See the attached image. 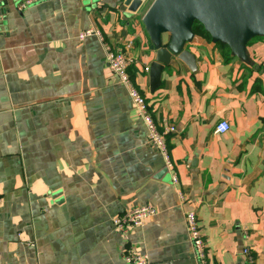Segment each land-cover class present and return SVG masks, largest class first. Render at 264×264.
<instances>
[{
  "label": "crops",
  "instance_id": "obj_1",
  "mask_svg": "<svg viewBox=\"0 0 264 264\" xmlns=\"http://www.w3.org/2000/svg\"><path fill=\"white\" fill-rule=\"evenodd\" d=\"M0 7V264H199L186 213L195 210L208 264H264V39L254 62L226 60L195 36L193 72L155 59L142 18L119 0H47ZM95 29L102 35L83 41ZM166 41V40H164ZM132 43L130 74L167 139L173 169L149 142L127 90L109 70L104 44ZM226 121L230 129L215 133ZM176 176L177 183H173ZM156 214L125 236L114 217Z\"/></svg>",
  "mask_w": 264,
  "mask_h": 264
},
{
  "label": "water",
  "instance_id": "obj_2",
  "mask_svg": "<svg viewBox=\"0 0 264 264\" xmlns=\"http://www.w3.org/2000/svg\"><path fill=\"white\" fill-rule=\"evenodd\" d=\"M0 0V7L3 5ZM129 15L151 0H119ZM155 59L150 65L151 91L161 84L165 68L182 62L196 72L197 58L190 51L196 26L203 27L214 44L226 46L233 58L253 67L248 46L264 39V0H153L142 18ZM166 40V41H164Z\"/></svg>",
  "mask_w": 264,
  "mask_h": 264
},
{
  "label": "built area",
  "instance_id": "obj_3",
  "mask_svg": "<svg viewBox=\"0 0 264 264\" xmlns=\"http://www.w3.org/2000/svg\"><path fill=\"white\" fill-rule=\"evenodd\" d=\"M41 1L47 0H20L17 5L18 10L22 11ZM90 36H97L103 40L101 33L95 29H88L82 32L79 35V40L83 41ZM104 46H106L105 52L109 70L111 74L115 76L117 81L127 90L135 111L148 129L151 146L163 155L167 169H173V163L167 146V139L177 130L176 127L167 120H163L162 122H157L155 120V113L151 105L133 81L130 75V69L136 62L132 54L133 44L128 43L116 48H112L106 44H104ZM145 72H149V67L145 68ZM229 129V123L222 121L217 125L215 133L223 134L229 131ZM172 181L174 184L177 183L176 176H173ZM155 214L156 210L152 206H141L114 217L112 224L117 230L126 236L129 233V230L142 228L146 221L152 218ZM185 221L189 241L193 248L195 258L199 264H208L206 245L204 238L200 233L197 212L195 210L188 211L185 216ZM244 255L248 264H255V259L249 248L244 250ZM126 260L131 264H147L146 258L143 259L131 253L126 254Z\"/></svg>",
  "mask_w": 264,
  "mask_h": 264
},
{
  "label": "trees",
  "instance_id": "obj_4",
  "mask_svg": "<svg viewBox=\"0 0 264 264\" xmlns=\"http://www.w3.org/2000/svg\"><path fill=\"white\" fill-rule=\"evenodd\" d=\"M195 34L200 37H204L208 41H211L210 37L206 32L204 31L203 27L201 26H196L195 28ZM216 47L218 50H220L221 55L226 59H232L233 57L231 56L230 50L226 47L223 46L222 44H216ZM247 67V66H246ZM131 75V74H130ZM132 77V76H131ZM134 81V80H133Z\"/></svg>",
  "mask_w": 264,
  "mask_h": 264
}]
</instances>
